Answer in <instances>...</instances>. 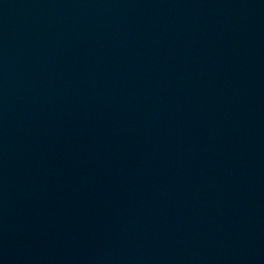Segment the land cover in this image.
Segmentation results:
<instances>
[{
  "label": "water",
  "instance_id": "1",
  "mask_svg": "<svg viewBox=\"0 0 264 264\" xmlns=\"http://www.w3.org/2000/svg\"><path fill=\"white\" fill-rule=\"evenodd\" d=\"M0 264H264V0H0Z\"/></svg>",
  "mask_w": 264,
  "mask_h": 264
}]
</instances>
